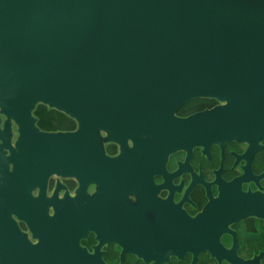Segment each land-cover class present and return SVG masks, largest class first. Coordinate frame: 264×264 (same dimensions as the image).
Wrapping results in <instances>:
<instances>
[{
    "label": "flooded vegetation",
    "instance_id": "1",
    "mask_svg": "<svg viewBox=\"0 0 264 264\" xmlns=\"http://www.w3.org/2000/svg\"><path fill=\"white\" fill-rule=\"evenodd\" d=\"M193 100L173 115L225 103ZM62 114L53 127L33 114L30 156L12 119L5 145L0 110V155L32 163L14 192L0 185V264H264V135L195 144L130 110L90 141Z\"/></svg>",
    "mask_w": 264,
    "mask_h": 264
},
{
    "label": "water",
    "instance_id": "2",
    "mask_svg": "<svg viewBox=\"0 0 264 264\" xmlns=\"http://www.w3.org/2000/svg\"><path fill=\"white\" fill-rule=\"evenodd\" d=\"M195 98L225 103L186 120L173 115ZM39 103L74 118L90 141L130 110L187 127L195 144L242 127L248 139L264 135V0H0L6 146L12 119L17 146L32 156ZM11 151L0 155L8 192L16 174L32 172ZM8 160H18L12 173Z\"/></svg>",
    "mask_w": 264,
    "mask_h": 264
},
{
    "label": "trees",
    "instance_id": "3",
    "mask_svg": "<svg viewBox=\"0 0 264 264\" xmlns=\"http://www.w3.org/2000/svg\"><path fill=\"white\" fill-rule=\"evenodd\" d=\"M201 98L194 99L192 102H196L200 100ZM186 106H183L182 109H184ZM46 108V109H45ZM33 114H36L39 116V121L37 122L41 127H53L59 124L58 121H60V117L64 116L61 112L55 110V109H49L44 104H37Z\"/></svg>",
    "mask_w": 264,
    "mask_h": 264
}]
</instances>
